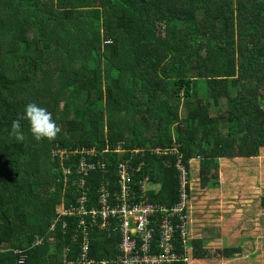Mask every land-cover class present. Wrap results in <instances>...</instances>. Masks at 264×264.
<instances>
[{
  "label": "trees",
  "instance_id": "16d2710c",
  "mask_svg": "<svg viewBox=\"0 0 264 264\" xmlns=\"http://www.w3.org/2000/svg\"><path fill=\"white\" fill-rule=\"evenodd\" d=\"M0 6L3 24L17 26L11 33L0 25V264H81L85 243L93 264L114 259L117 230L87 220L85 235L77 215L50 226L58 205L79 207L85 196L84 207L92 209L103 183L118 190L120 162L141 166L133 170V190L149 176L150 200L170 206L178 199L176 156L157 149L176 148L190 178L199 161L208 188L218 184L220 161L250 160L264 150V0H0ZM64 59L51 97L52 118L60 120L56 136L38 141L21 120L24 139L17 141L12 121L27 103L42 107L49 99L45 63ZM84 150H95L90 161L100 158L106 169L78 172ZM38 236L44 242L37 245ZM237 253L224 251L227 258Z\"/></svg>",
  "mask_w": 264,
  "mask_h": 264
},
{
  "label": "built area",
  "instance_id": "2783aa9c",
  "mask_svg": "<svg viewBox=\"0 0 264 264\" xmlns=\"http://www.w3.org/2000/svg\"><path fill=\"white\" fill-rule=\"evenodd\" d=\"M116 152L122 151V145L118 144ZM109 151V150H108ZM157 154H170L176 156L175 168L178 172V199L173 205H164L152 202L149 198V176H144L140 190H133V170L139 171L141 166L133 168L131 160H125L118 164V190H111L107 184H102L99 190L98 205L92 209H86L84 203L86 197L81 198L79 207L66 208L63 205L57 207V218L51 224L54 230L56 221L60 216L77 215L79 224L83 226L87 235V223L91 226H99L108 231H118L120 242L118 255L112 260H105L98 264H173L176 262H189L188 226L190 221L189 209L191 207L192 189L189 170L182 163V155L176 148ZM65 151L59 152L60 156ZM95 150L81 152L79 171L89 175L91 171L105 170L107 165L100 158L90 161V157H97ZM192 162H190L191 164ZM69 174L70 170H65ZM89 220L90 222H87ZM66 226V224H64ZM181 243L178 245L176 242ZM44 242V237L38 236L36 244ZM182 247V249H181ZM89 244L83 246L81 264H93L87 257Z\"/></svg>",
  "mask_w": 264,
  "mask_h": 264
},
{
  "label": "rangeland",
  "instance_id": "374dc122",
  "mask_svg": "<svg viewBox=\"0 0 264 264\" xmlns=\"http://www.w3.org/2000/svg\"><path fill=\"white\" fill-rule=\"evenodd\" d=\"M3 12V6H0V25L7 32L14 33L13 29L17 26L3 24ZM26 34L33 36L34 28ZM10 38L6 37L3 51L10 48ZM67 64L64 59L51 60V63L46 62L44 65L45 81L50 84V90L47 93L49 99H46V104L42 107L50 113L51 97L56 94L52 93L53 85L59 78L61 69ZM262 104L264 105L263 101ZM63 105L64 102L59 105L58 113L62 112ZM108 115L105 122L106 132ZM54 120L59 129L58 114ZM30 147L37 152L39 144L32 142ZM195 163L197 164L190 178L193 190L189 209L191 222L189 221L187 235V264H264V209L260 205V198L264 196V150L250 160L235 158L220 161L219 167L214 171L213 180L215 183L218 180V184L209 188L201 182L199 161ZM194 169L197 172L194 173ZM216 232L219 233L217 238L204 239ZM50 240L53 242L54 238ZM226 248H238L239 253L227 258L224 254Z\"/></svg>",
  "mask_w": 264,
  "mask_h": 264
},
{
  "label": "clouds",
  "instance_id": "9594fccd",
  "mask_svg": "<svg viewBox=\"0 0 264 264\" xmlns=\"http://www.w3.org/2000/svg\"><path fill=\"white\" fill-rule=\"evenodd\" d=\"M21 120L27 121L29 131L38 141L41 139H52L58 132L51 113L36 103L30 102L24 106L22 115L11 123L10 135H13L17 141L24 139L21 132Z\"/></svg>",
  "mask_w": 264,
  "mask_h": 264
},
{
  "label": "crops",
  "instance_id": "0c3cea01",
  "mask_svg": "<svg viewBox=\"0 0 264 264\" xmlns=\"http://www.w3.org/2000/svg\"><path fill=\"white\" fill-rule=\"evenodd\" d=\"M192 190H193V189H192ZM192 205H193V204H192ZM190 222H191V217H190ZM207 240H210V239H207ZM49 241H51L50 238H49ZM53 241H54V240H53Z\"/></svg>",
  "mask_w": 264,
  "mask_h": 264
}]
</instances>
